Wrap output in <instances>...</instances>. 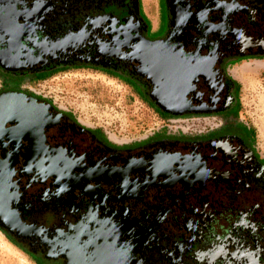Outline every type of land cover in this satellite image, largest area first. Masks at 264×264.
<instances>
[{"label":"flooded vegetation","instance_id":"af4514ba","mask_svg":"<svg viewBox=\"0 0 264 264\" xmlns=\"http://www.w3.org/2000/svg\"><path fill=\"white\" fill-rule=\"evenodd\" d=\"M146 3L153 24L141 0H0V99L19 109L0 104V232L35 264H264V158L228 73L264 62V0ZM153 41L190 81L164 107L188 113L156 103ZM71 69L217 122L114 144L30 88Z\"/></svg>","mask_w":264,"mask_h":264},{"label":"rangeland","instance_id":"374dc122","mask_svg":"<svg viewBox=\"0 0 264 264\" xmlns=\"http://www.w3.org/2000/svg\"><path fill=\"white\" fill-rule=\"evenodd\" d=\"M146 1L150 3L151 0H141L142 10L153 24L152 14L144 5H147ZM163 24L158 33L149 37L164 34L166 25ZM228 73L239 86L240 106L236 121L251 128L254 145L264 158V62H236L229 67ZM2 80L0 75V82ZM26 84L28 80L22 82L23 87ZM30 88L47 96L61 110L73 114L81 124L99 130L118 145L139 143L158 132L168 135L176 131L194 133L206 122H217L212 118L203 119L198 116H159L125 83L112 80L94 70H67L44 81L32 82ZM235 109L230 115H236ZM0 264L35 263L0 232Z\"/></svg>","mask_w":264,"mask_h":264},{"label":"water","instance_id":"95a60500","mask_svg":"<svg viewBox=\"0 0 264 264\" xmlns=\"http://www.w3.org/2000/svg\"><path fill=\"white\" fill-rule=\"evenodd\" d=\"M151 43L149 47H143L139 50V62L142 66L144 67H149L152 71H151V77L153 78V80H163L162 86L160 85V88L162 89V92L167 93L166 95L163 96V98L166 101H171V100H176L179 101L180 97L175 94L176 93V89L172 86V84L175 82L176 76L177 75H169L170 70H171V64L170 62H168V60L162 55V50H164V48L162 46H160V44L164 43V41H153V42H149ZM5 69L10 70L8 68H6L5 66H3ZM153 85L155 86V83L152 82ZM160 89V90H161ZM187 92V91H186ZM186 92H184L182 94V96L186 95ZM163 93V94H164ZM162 94V93H160ZM155 95H158V93L155 92ZM159 96V95H158ZM176 97H179L176 98ZM8 99L5 98H1L0 99V104L3 103L2 107H5L6 109L4 110L5 114H7V116H11L17 112H19L18 107H15L14 104L9 103L8 104ZM156 99V103L159 104L165 111H167L168 113L176 116V115H182L184 113H188L189 110H169L167 108H165L163 105H161L159 103V101L157 99L159 98H155ZM10 100V99H9ZM186 100V99H185Z\"/></svg>","mask_w":264,"mask_h":264},{"label":"bare ground","instance_id":"6f19581e","mask_svg":"<svg viewBox=\"0 0 264 264\" xmlns=\"http://www.w3.org/2000/svg\"><path fill=\"white\" fill-rule=\"evenodd\" d=\"M173 75V74H172ZM180 79L181 78H179V77H176V79H175V82L172 84V86L177 90L176 91V93L175 94H177L179 97H180V99H179V97H176V98H178L179 99V101H176V100H169V101H166L164 98H163V96H157V98H159L160 97V99H157L158 101H159V103H160V101L161 102H164L163 104H161V105H165V106H172V107H175V106H178L182 101H183V96H182V94H183V92H182V90L184 89V85H186V84H189L190 83V81H184L183 82V80L182 81H180ZM162 81L161 82H158L157 81V83H155V87H156V90H157V93L158 92H160V93H162V89L160 88V85L162 86ZM161 89V90H160ZM164 93V92H163ZM165 94V93H164ZM167 94V93H166Z\"/></svg>","mask_w":264,"mask_h":264},{"label":"trees","instance_id":"16d2710c","mask_svg":"<svg viewBox=\"0 0 264 264\" xmlns=\"http://www.w3.org/2000/svg\"><path fill=\"white\" fill-rule=\"evenodd\" d=\"M50 75H52V73Z\"/></svg>","mask_w":264,"mask_h":264},{"label":"crops","instance_id":"0c3cea01","mask_svg":"<svg viewBox=\"0 0 264 264\" xmlns=\"http://www.w3.org/2000/svg\"><path fill=\"white\" fill-rule=\"evenodd\" d=\"M149 1V0H148Z\"/></svg>","mask_w":264,"mask_h":264}]
</instances>
